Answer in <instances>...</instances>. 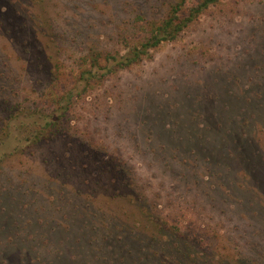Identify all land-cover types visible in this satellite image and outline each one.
Segmentation results:
<instances>
[{
    "label": "rangeland",
    "instance_id": "1",
    "mask_svg": "<svg viewBox=\"0 0 264 264\" xmlns=\"http://www.w3.org/2000/svg\"><path fill=\"white\" fill-rule=\"evenodd\" d=\"M178 1L0 0V264H264V0L119 70Z\"/></svg>",
    "mask_w": 264,
    "mask_h": 264
},
{
    "label": "trees",
    "instance_id": "2",
    "mask_svg": "<svg viewBox=\"0 0 264 264\" xmlns=\"http://www.w3.org/2000/svg\"><path fill=\"white\" fill-rule=\"evenodd\" d=\"M218 0H200L192 2V0H179L170 8L165 19L161 24L153 25L149 29L150 36L141 44L140 48L131 51L130 55L122 56L117 62L119 70L127 69L132 65L142 61L146 57L150 49L157 48L164 42H171L185 29L188 25L194 22L198 16L206 11L210 6L215 5ZM97 60H92L91 66L94 67ZM91 75V72H87ZM72 99L71 92L66 94L61 101L70 102ZM67 108H59L60 116H57L55 121L46 122L39 130H35L29 137V142L37 144L41 138L48 137V135H58L64 132V124L61 121L62 115L67 111ZM47 135V136H46Z\"/></svg>",
    "mask_w": 264,
    "mask_h": 264
}]
</instances>
